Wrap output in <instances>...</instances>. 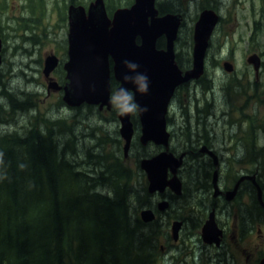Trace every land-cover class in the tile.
<instances>
[{
  "label": "flooded vegetation",
  "instance_id": "1",
  "mask_svg": "<svg viewBox=\"0 0 264 264\" xmlns=\"http://www.w3.org/2000/svg\"><path fill=\"white\" fill-rule=\"evenodd\" d=\"M192 1L195 10L200 11L193 23L194 26L199 15L204 11L212 12L217 20L208 41L203 72L197 79L178 84L167 104L165 123L169 133L168 151L176 158L183 157L182 167L177 171V177L181 180L182 193L176 196L169 188H166L162 194H150L153 201H151L150 208L155 213L157 205L166 201L169 204L167 211L163 214L166 216L168 211L172 214L183 212L178 204L188 202V207L184 209L188 212L185 220L199 227L192 239H182L180 234L176 239H172L171 264H196V254L203 258V264H264V72L260 76L264 64L262 61L256 70V64H253L250 58L246 60L253 70L254 79L251 76L247 78L243 88L235 87L233 81L224 88L229 89L226 92L220 91L219 93L215 88H208V76H214V71L209 70L210 62L212 68L220 69L223 66L225 69V65H228L234 71L235 66L230 63V60L219 63L217 61L220 59L211 54L210 50L214 46L213 35L223 20L224 11L229 9L230 4L235 8L236 5L242 3V0L239 4L236 0ZM156 9L158 16L164 15L159 11L158 5ZM175 14L180 15L178 11ZM258 21H261L264 26V16L252 22V26L257 29L260 23ZM191 32L193 50L194 28ZM253 39L252 32H250L248 41L252 43ZM242 41V38H239L236 44L240 45ZM260 46L264 48V38L261 44H258V47ZM175 51L174 63L184 76L193 67L192 55L181 60ZM256 57L254 58L259 60L258 56ZM61 61L59 59V65L50 74V79L44 78L47 86L51 82H56L61 87L65 85V77L64 80L58 81L55 76L61 68ZM251 87L255 88L254 91L250 90ZM52 92L55 93L47 89L48 95ZM56 93L62 97V91ZM218 94L222 95L221 101L216 100L215 95ZM225 94L229 95V100H232L234 96L242 97L245 99V104L241 103L238 108L235 103H229L225 99ZM115 104L112 100L110 109L100 108L97 105L89 106V108L95 114L106 113L108 120H105V123L110 124L111 115V123L117 124L120 113L114 106ZM80 109H87V107L69 108L71 111ZM130 117L134 129L133 138L138 141V147H140L138 150L148 152L135 163L139 177H142L143 182L145 181L146 186L143 183V187L147 191V178L139 167L140 161L158 155L165 150V147L152 142L141 145L140 136H136L135 132L139 127L140 134L138 113L130 114ZM189 123L191 130L182 131L180 127ZM108 127L103 129L107 130L108 139H110ZM80 133L85 135L82 131ZM114 134L119 136L118 140L121 143L119 132L115 131L112 135ZM68 135H71L72 139L77 138L71 131ZM260 138L262 142H259ZM80 143L82 144V140ZM65 146H67L66 142ZM131 146L130 152L138 148ZM118 148L121 149L122 146L118 145ZM185 164L189 167H184ZM168 178H171L169 173ZM196 207H199L198 213ZM211 221H213V224L209 226L211 231L205 233L206 239L204 240L200 229ZM182 223L184 227V222ZM215 229L216 233L213 232ZM159 251L160 256L162 254L165 258L168 252L165 247L161 245ZM156 264H161L158 257Z\"/></svg>",
  "mask_w": 264,
  "mask_h": 264
},
{
  "label": "trees",
  "instance_id": "2",
  "mask_svg": "<svg viewBox=\"0 0 264 264\" xmlns=\"http://www.w3.org/2000/svg\"><path fill=\"white\" fill-rule=\"evenodd\" d=\"M104 1L109 16L133 3ZM0 3L7 9L8 0ZM53 3L66 23V0ZM69 3L83 4L81 0ZM48 7V0L21 2L26 17L21 16L19 27L33 32L48 18ZM158 9L163 14L176 13L165 4L158 3ZM35 38L26 40L35 42ZM163 45L164 40H159L158 46ZM14 102L16 111L32 106L28 101ZM49 124L46 133L29 129L24 135L14 132L0 137V264H156L151 251L155 231L134 208L147 191L133 187V172L125 171L119 162L118 144L111 158L102 152L91 156L104 167L91 175L84 170L90 164L68 146L70 135L64 141L56 130L62 129V122ZM137 142L133 140L131 147H138ZM97 187L108 191L99 192Z\"/></svg>",
  "mask_w": 264,
  "mask_h": 264
},
{
  "label": "rangeland",
  "instance_id": "3",
  "mask_svg": "<svg viewBox=\"0 0 264 264\" xmlns=\"http://www.w3.org/2000/svg\"><path fill=\"white\" fill-rule=\"evenodd\" d=\"M23 1L24 0H8V6L5 10L0 3V35L2 38L0 103L3 105L2 107L0 104V137L13 134L14 132L24 135L29 129H40L43 133H46V126H50L49 123L62 122V129L60 130L59 127H56V130L61 134L60 136H62L64 141L68 139V136L64 137L68 135L65 134L68 129L78 138V140L77 138L72 139L70 135L71 141L68 146L80 155L78 156L79 158H82L83 161L90 164L89 167H86L87 165L84 166V170L87 171V173L92 172L93 174L90 173L91 175H96L99 173L100 169L104 167L96 164V160H94L95 157L92 158L91 156H95L97 153L102 152L109 155V158H111V151L114 149V145L118 144L122 146V141L120 143L118 140L119 136H115V134L112 135L115 131L119 132V121L117 124H112V116L110 115V124H107L105 123V120H108V115L106 113L95 114L93 110L89 108L71 111L62 104L60 94L52 92L48 95L47 83L44 81L45 79L42 72L44 59L48 55L55 54V56L62 60L61 66L66 62L68 25L67 22L63 23L59 18L58 10H60V8L55 6L53 0H48L49 7L47 14L49 16L48 18L42 19V25H39L33 32L26 28L19 27L21 16L26 17L21 9V2ZM69 1L70 0H66L67 6L70 4ZM90 1L92 0H81L83 3L82 6H87ZM158 3L173 8L176 12L178 11L181 17L183 16L174 48L180 59L185 60L187 56L192 55L191 30L195 27L193 23L200 11L197 12L195 10L192 0H156V5H158ZM236 3L239 4L240 0H236ZM61 5L62 2L59 3L60 7ZM65 14L67 19V8ZM263 16L264 0H242V3L236 5L235 8L230 4L229 9L224 11L223 20L219 24L218 29L214 32V46L211 48L210 52L215 55L216 58L220 59V61L217 62L222 63L230 60V63H232L235 68L234 71H232V68L228 65H225V69H223V66H221L220 69L217 67L212 68V63L210 62L209 70L214 71V76H208V88H215L216 92L219 93L220 91L226 92L229 89L224 88L229 86L232 81L235 87L243 88L245 87L247 78L251 76V78L254 79L253 70L249 67L246 60L250 58L254 61L253 63L256 64V68H258L262 61L264 64V48L263 46L258 47V44H261L264 38V26H262L263 23L261 21H258L260 23L255 22L256 24L258 23V29L252 26L253 21ZM250 32H252V37L254 38L252 43L248 41ZM32 35L36 37V41L28 42L26 37ZM239 38H242L243 41L242 44L237 45L236 42ZM256 56H258L259 60L254 58ZM263 72L264 67L261 70L260 76ZM229 74L233 75L231 76ZM55 76L58 81L60 79L64 80L65 72L63 67L55 73ZM2 82H4L5 85H3ZM110 83L113 96L119 84L113 78ZM3 86L9 89V93L6 92ZM254 89L255 88L251 87L250 90L254 91ZM215 97L216 100L220 99L218 101L222 100L221 94L215 95ZM225 99L229 101V103H235L238 108H240L241 103L245 104V99L242 97L234 96L232 100H229V95L225 94ZM14 101H19L18 103L28 101L32 106H28L26 110L16 111L12 109L11 105V103L15 104ZM119 102L121 101H115V103ZM113 113H116V111H113ZM59 125H61V123ZM108 126H110V128ZM107 127L110 129V139H108L107 130L103 129ZM180 128H182V131H190L191 124L189 123L186 126L183 125ZM80 131L84 132L85 135H81ZM135 132L136 136L141 135V132L139 134V127ZM81 140L82 144L80 143ZM259 142H262V138H260ZM87 148L89 149L88 151ZM139 148L140 147L134 149L135 151L131 150V152L129 149L128 154L129 152L130 154L127 160L123 159L122 152H118L117 156H119V162L125 171L133 172L132 181H135L133 187L141 191L143 183L145 186L146 184L145 181L143 182L142 177L136 174L137 167L135 163L141 156L146 155L148 152L142 149L139 151ZM109 165H113L110 160ZM180 167H182V165ZM184 167H186V164ZM188 167L189 166L186 168ZM179 181L181 182L180 179ZM107 186V188L110 189V181ZM107 188L97 187L99 192H107ZM151 201L150 194L146 192V196L142 195L140 201L136 202L134 208L139 218L142 210H152L150 208V204H152ZM187 204L188 202H180L178 204L179 208L183 210V212L180 211L178 214H172L168 211L167 215L163 216L167 208L164 211H159L157 209L154 213L156 214V218L149 223H145L155 231L154 247L151 248L156 258L155 263L157 257L159 262L161 260V264H171L170 262H172L170 245L173 243L172 239H174L172 233L173 221L176 220L180 223L177 236L180 234L182 239H192L196 230H199L198 226H193L191 222H186L185 220L188 212L184 209L188 207ZM196 210L198 213L199 207H196ZM181 221L184 222V227H182L183 223ZM161 245L168 251L165 258L162 254L160 256L159 247ZM195 263L203 264V258L199 254H196Z\"/></svg>",
  "mask_w": 264,
  "mask_h": 264
},
{
  "label": "water",
  "instance_id": "4",
  "mask_svg": "<svg viewBox=\"0 0 264 264\" xmlns=\"http://www.w3.org/2000/svg\"><path fill=\"white\" fill-rule=\"evenodd\" d=\"M216 16L210 11L199 15L193 32V67L184 76L174 63V44L181 23L178 14L158 16L156 0H133L130 7L118 8L111 17L105 8L104 0H93L87 7L70 5L67 9V60L63 64L66 83L63 87L51 82L47 89L62 91V102L68 108L82 105L106 107L112 106L111 79L135 93V100L147 111L138 112L141 145L149 142L162 145L165 150L152 158L142 159L139 167L146 174L147 192L162 194L169 188L174 195L181 194V182L177 171L183 157L176 158L168 151L169 133L166 129L165 115L167 104L174 88L190 79H197L204 69V59ZM165 40V48L159 49L158 41ZM2 39L0 36V64ZM125 61L138 67L129 69ZM254 64V63H253ZM58 58L51 54L45 57L43 76L50 79V74L58 67ZM257 70V68H256ZM147 77L148 90L141 94L138 83L125 81L124 76ZM168 81L163 86L162 95L158 82L161 77ZM116 89V90H117ZM119 134L123 141L124 157H127L134 134L130 114L118 116ZM168 173L171 178H168ZM168 202L162 201L157 209L164 211ZM140 219L149 223L155 219L152 210L140 212ZM207 222L202 228V237L210 232ZM180 223H172L173 238L176 239ZM216 233V229L213 231Z\"/></svg>",
  "mask_w": 264,
  "mask_h": 264
},
{
  "label": "clouds",
  "instance_id": "5",
  "mask_svg": "<svg viewBox=\"0 0 264 264\" xmlns=\"http://www.w3.org/2000/svg\"><path fill=\"white\" fill-rule=\"evenodd\" d=\"M126 66L129 69H136L138 66L134 63L125 61ZM125 81L132 80L135 83H138L139 87L138 90L141 94H146L148 90L147 84V77L144 75H137L135 77L124 76ZM112 100L114 101H121L116 103L114 106L116 107L117 111L121 115L127 114H137L141 111H147L146 108H141L140 105L135 100V93L130 91L129 89L124 88L121 86L116 90V92L112 96Z\"/></svg>",
  "mask_w": 264,
  "mask_h": 264
},
{
  "label": "bare ground",
  "instance_id": "6",
  "mask_svg": "<svg viewBox=\"0 0 264 264\" xmlns=\"http://www.w3.org/2000/svg\"><path fill=\"white\" fill-rule=\"evenodd\" d=\"M254 62V61H252ZM168 81V76L167 77H161L160 81L158 82V87L161 91V93H163L162 95L165 94V90H163V86L167 83Z\"/></svg>",
  "mask_w": 264,
  "mask_h": 264
}]
</instances>
